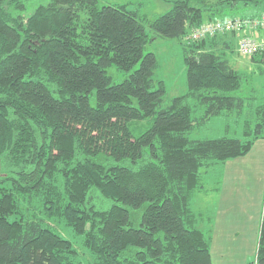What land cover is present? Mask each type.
I'll list each match as a JSON object with an SVG mask.
<instances>
[{
	"label": "trees",
	"instance_id": "1",
	"mask_svg": "<svg viewBox=\"0 0 264 264\" xmlns=\"http://www.w3.org/2000/svg\"><path fill=\"white\" fill-rule=\"evenodd\" d=\"M29 3L0 0V159L16 174L0 186V264H214L212 216L194 201L207 176L219 192L227 161L264 139V102L235 136L228 124L227 134L191 138L213 117L240 116L249 98L235 95L245 75L233 44L185 36L205 22L257 17L264 10L233 12L264 0H174L149 21L98 0H50L25 17ZM158 38L181 40L187 66L186 92L168 101L158 58L145 53ZM252 59L264 62V51ZM96 193L111 205L98 206ZM145 204L134 227L131 210ZM53 221L81 236L92 260L83 263ZM247 264H264V210Z\"/></svg>",
	"mask_w": 264,
	"mask_h": 264
},
{
	"label": "rangeland",
	"instance_id": "2",
	"mask_svg": "<svg viewBox=\"0 0 264 264\" xmlns=\"http://www.w3.org/2000/svg\"><path fill=\"white\" fill-rule=\"evenodd\" d=\"M174 0H98L99 5H125L130 10L137 11L140 15L146 16L147 20H154L157 17L165 14L172 8ZM50 0H31V3L28 4L27 10L23 11L22 14L26 17L28 16L33 9L41 3H48ZM264 10V6H249L241 9H237L233 12L235 16H251L258 14ZM149 33H152L153 30L150 28L149 24L145 23ZM221 35V34H219ZM223 37L227 34H222ZM231 42L233 44L234 50L229 53L231 60L234 62L233 65L237 70L243 73L245 76L243 78L244 84L242 91L236 92L235 95L245 96L249 98L246 101L245 107L243 108L242 113L238 114L235 112L232 116H217L213 117L206 124H200L196 127L195 130L190 134L191 138H214L227 134L226 126L230 124V129L228 134L235 136V131L238 128V121L243 123L244 120L252 119V111L259 104L264 102V62L263 61H254L252 56H244L238 52V40L240 35L234 36L229 34ZM234 36V37H233ZM257 39L264 37V29H259L252 34ZM154 52L158 58V67L156 69V78L164 80L167 88V101L172 97L177 96L186 92L187 84V66L183 54L182 42L179 39L173 38H158L148 43L145 47V53ZM108 74L112 77L113 82L119 83L126 78V73L119 70L116 66L108 68ZM94 103V99H92ZM255 111V110H254ZM254 118V117H253ZM141 124L146 125L148 121L140 122ZM0 186L9 187L12 179L5 180V177L16 176L15 173H10L5 171L0 159ZM121 165H130L129 163L122 162ZM213 177L207 176L206 179V190L204 193H200L201 197L204 200H208L210 205L212 200H215L217 195L211 188L213 184H209L208 180H211ZM214 181V180H213ZM211 183V181H210ZM214 186V185H213ZM249 194V193H248ZM96 198L93 200L98 206L103 208H108L111 203L103 198L100 194L96 193ZM250 197V195H248ZM199 200V199H198ZM218 198L216 197V201ZM214 202V201H213ZM204 202L199 201V208L197 205L196 209L204 210L202 207ZM146 204L139 209L131 210V221L134 227H139L141 218L144 212ZM24 210V209H23ZM205 215H208L205 213ZM53 227L60 232L65 238L71 240L75 247L80 253V260L83 263H87L92 260V256L88 249L83 245V238L74 231L65 226L62 222L53 221ZM247 239L246 242L240 243L238 246L233 247L232 255L228 253L223 256L217 257L220 255V251L217 250V245L219 237H217L215 243L213 244L214 248V264H247L249 261L255 258L257 251V243H254V236L252 234L245 236ZM213 250V249H212Z\"/></svg>",
	"mask_w": 264,
	"mask_h": 264
},
{
	"label": "crops",
	"instance_id": "3",
	"mask_svg": "<svg viewBox=\"0 0 264 264\" xmlns=\"http://www.w3.org/2000/svg\"><path fill=\"white\" fill-rule=\"evenodd\" d=\"M222 39L232 44L229 35ZM207 182L215 185L212 179ZM213 185L211 187H214ZM216 197L212 200L213 205H210L199 193L195 198L194 207L197 208L198 205L199 208V201L204 202V210H196L212 216L213 244L217 237L218 244H221L216 247L221 253L217 257L220 258L226 253L231 256L233 247L246 242L245 236L250 234L254 236V243H257L258 247L264 210V139L257 140L247 155L227 161ZM201 228L206 229L205 224L201 225ZM212 249L214 260L213 245Z\"/></svg>",
	"mask_w": 264,
	"mask_h": 264
},
{
	"label": "built area",
	"instance_id": "4",
	"mask_svg": "<svg viewBox=\"0 0 264 264\" xmlns=\"http://www.w3.org/2000/svg\"><path fill=\"white\" fill-rule=\"evenodd\" d=\"M259 29H264V12L257 17H235L205 22L193 28L185 36L187 42L202 40L224 33L240 35L238 52L244 56H254L264 51V37L257 39L252 34Z\"/></svg>",
	"mask_w": 264,
	"mask_h": 264
}]
</instances>
